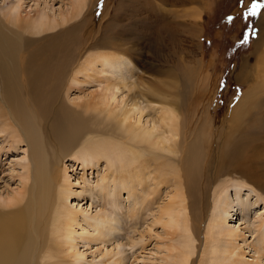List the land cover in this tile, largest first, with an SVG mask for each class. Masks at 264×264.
<instances>
[{
    "label": "bare ground",
    "instance_id": "obj_1",
    "mask_svg": "<svg viewBox=\"0 0 264 264\" xmlns=\"http://www.w3.org/2000/svg\"><path fill=\"white\" fill-rule=\"evenodd\" d=\"M22 2L16 0L8 7L13 12L8 20L14 28L6 24L0 27V75L14 115L12 120L17 125L14 127L12 120L0 115V130L8 132L15 143L24 139L29 158L22 164L20 188L6 197L0 195V264H80L81 254L76 245L79 221L85 225H82L85 232L89 231L88 227L94 228V233H82L85 241L109 238L119 229L123 192L128 193L133 203L130 219L137 220L138 210L149 197L145 188L155 186L161 190L162 186L169 185L172 190L157 219L169 234L173 229L180 234V246L172 264L190 263L206 216L202 253L205 250L212 253L209 264H251L243 262L245 253L237 242L236 229L226 224L229 218H234L232 212L236 207L230 187H235L243 212L252 206L241 195L249 181L258 186L250 188L261 191L264 198V185L252 179L241 163L244 145L233 143L231 147L228 139L252 108L249 106L243 112L245 102L254 97V92L248 90L232 108L229 119L235 126L221 127L213 159H205L207 148L212 145L210 127L214 125L208 109L195 141L191 142L189 126L186 128L182 107L185 101L179 93L195 83L187 70L191 65L169 63L164 69L169 78L153 85L141 82L132 85L125 83L123 77H105L99 80L103 85L98 94L54 108L61 96L58 88L64 87L68 94V90L81 83L80 75L100 79L107 70L131 74L132 62L121 52L118 56L101 50L93 54L89 51V55L80 52L82 39L77 33L85 21L88 0H73L72 11L61 16V21L48 13L23 19L19 15ZM79 18L80 23L72 24ZM59 26L61 29L53 33ZM81 57L82 62L78 60ZM76 59L79 64L71 65ZM209 80L207 75L203 82L208 86ZM25 81L30 96H41L38 107L32 106L29 95L28 103L23 99L24 84L21 86L20 82ZM163 84L167 86L163 90L156 88L164 87ZM132 90L138 92L132 94L134 97ZM124 91L128 97L119 98ZM148 109L155 117L144 121ZM0 111L8 114L2 107ZM68 157L81 162L83 169L103 162L104 169L96 187L109 201L112 208L109 214L88 213L71 204V196L77 193L65 161ZM225 159L241 160L234 167L231 162L237 164V160L225 162ZM262 218L260 243L254 246L255 264L264 258ZM123 262L124 258L118 256L106 264Z\"/></svg>",
    "mask_w": 264,
    "mask_h": 264
},
{
    "label": "rangeland",
    "instance_id": "obj_2",
    "mask_svg": "<svg viewBox=\"0 0 264 264\" xmlns=\"http://www.w3.org/2000/svg\"><path fill=\"white\" fill-rule=\"evenodd\" d=\"M15 1L0 0L1 28L5 24L10 29L14 28L8 20L11 15L13 16L8 7ZM166 1L168 5L165 4ZM173 2L175 0H88L84 13L85 21L77 33L82 39L80 52L89 55L101 50L115 56H118L119 52L128 55L132 62L129 68L131 74H127V71L119 74L107 70L101 74L100 79H88L80 75L79 79L83 82L68 90V94L65 93L64 87L58 88L61 96L54 108L67 103L72 105V100L81 102L94 93L98 94L100 86L103 85L99 80H104L105 77H108L106 79L123 77L125 83L132 85H138L140 82L153 85L157 81L169 78L164 73L169 63L191 65L187 70L192 73L195 83L179 93L185 101L182 107L188 124L186 128L189 126L191 132V142L195 141L200 127L204 125L208 109L214 125L210 127L212 145L207 148L205 159H213L215 140L220 135L218 133L221 127L231 125V129L235 126L229 119L232 108L243 99L248 90L254 92L255 95H252L254 97L245 102L243 112L249 106L252 108L244 114L243 121L235 126L233 137L230 136L228 139L231 147L234 146L233 143L236 146L244 145L241 163L246 172L252 174V179L264 185V7L257 9L256 15L251 14L253 4L264 5V0H210V11L203 16L200 23L187 18L175 19L176 16H180V12L174 11L181 9H173L170 5ZM182 2L186 4L188 0ZM72 8L73 0H23L19 15L27 20L39 13H48L61 21V16L69 14ZM81 21L79 18L77 22L72 21V24ZM60 27L54 29L53 33L59 31ZM83 59L81 57L78 60L82 62ZM77 62L76 59L71 65ZM207 75L210 78L208 86L204 83ZM20 84L21 86L24 84L22 97L28 103L27 82ZM163 86L159 85L156 88L163 90L167 87L165 84ZM134 93L138 92L132 90V97ZM126 95L128 97L127 91H124L119 98ZM136 96L138 98L137 94ZM30 97L34 103L32 106L38 107L41 104V96L31 94ZM0 107L8 112L2 114L0 111V115H5V119L11 121L14 115L10 112L1 75ZM234 112L238 116L235 110ZM154 117L155 113L148 109L143 120ZM12 122L16 127V123L13 120ZM28 158L29 149L25 140L15 143L8 132L0 130V195L6 197L20 188L24 173L22 164L28 161ZM241 159H225V162L237 160V164L235 161L231 164L238 167ZM65 161L70 167L69 175L74 183L73 189L77 193L71 196V204L88 213L103 211L109 214L112 210L109 201L96 187L104 169L103 162L99 166L83 169L81 162L69 157ZM253 185L258 187L249 181L241 191L243 198L249 200L252 205L245 212L238 203L235 187H230L229 193L236 207L235 212H232L235 214L234 218H229L226 224L236 229L237 242L245 253L243 262L249 261L251 264L256 262L254 246L260 243L259 228L264 217V198L260 195L261 191H253L250 188ZM145 190L149 197L144 207L138 210L137 220L130 219L129 213L133 203L127 192L122 193L120 198L122 209L119 211L121 220L117 224L119 229L109 238L85 241L82 239V233H94V228L88 227L89 231L85 232L82 228L85 225L79 221L81 225L76 226L79 233L76 245L81 254L80 264H106L112 259H118V256L124 258V264H172L180 246V234L176 229L169 234L164 230V224L157 219L162 206L168 200L172 185L168 188L162 186L161 190L150 186ZM211 200L210 195L207 202L210 204ZM207 223L206 216L201 223L203 233L201 237L196 238L197 248L189 264H209L212 253L207 250L204 252L205 255L202 253ZM260 264H264V258Z\"/></svg>",
    "mask_w": 264,
    "mask_h": 264
},
{
    "label": "crops",
    "instance_id": "obj_3",
    "mask_svg": "<svg viewBox=\"0 0 264 264\" xmlns=\"http://www.w3.org/2000/svg\"><path fill=\"white\" fill-rule=\"evenodd\" d=\"M184 0H175L171 3L173 9H181L180 11H174L175 13L180 12V16H176L175 19H190L196 23H200L203 16L210 11L211 2L210 0H188V3L184 4ZM166 5L167 1L165 2ZM194 16L195 18H192Z\"/></svg>",
    "mask_w": 264,
    "mask_h": 264
},
{
    "label": "snow or ice",
    "instance_id": "obj_4",
    "mask_svg": "<svg viewBox=\"0 0 264 264\" xmlns=\"http://www.w3.org/2000/svg\"><path fill=\"white\" fill-rule=\"evenodd\" d=\"M261 7H264V5H261L259 3H254L253 6H252L251 14L252 15H256V10L261 8ZM229 19L231 20L232 18H229Z\"/></svg>",
    "mask_w": 264,
    "mask_h": 264
}]
</instances>
